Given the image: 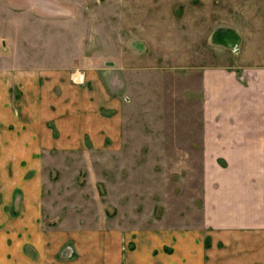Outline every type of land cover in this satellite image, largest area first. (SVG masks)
<instances>
[{
    "label": "crops",
    "instance_id": "obj_1",
    "mask_svg": "<svg viewBox=\"0 0 264 264\" xmlns=\"http://www.w3.org/2000/svg\"><path fill=\"white\" fill-rule=\"evenodd\" d=\"M223 3L118 0L102 18L86 12V30L71 29L69 44L29 41L21 61L0 64V264H129L118 239L115 258L110 250L103 255L99 239H83L91 249L84 258L80 239L66 244L41 230L43 153L83 148L79 133L101 148L117 132L121 103L105 89L115 85L112 61L122 69V113L130 84L143 76L199 75L200 226L172 232L139 264H264V61L243 60L237 27L217 23ZM77 69L81 84L70 79ZM158 247L161 259L153 254ZM62 250L68 253L60 258Z\"/></svg>",
    "mask_w": 264,
    "mask_h": 264
},
{
    "label": "rangeland",
    "instance_id": "obj_2",
    "mask_svg": "<svg viewBox=\"0 0 264 264\" xmlns=\"http://www.w3.org/2000/svg\"><path fill=\"white\" fill-rule=\"evenodd\" d=\"M226 1L219 6L224 19L217 23L237 27L243 60L264 61V0H229L233 6L230 13ZM106 2L0 0V64L21 61L26 54L24 44L29 45V41L46 47L58 46L61 41L69 44L71 29L75 34L86 30V12L102 18L105 7L113 5L108 12L117 10L118 0ZM118 62L110 65L115 85L105 84L121 103L117 132L106 137L101 148L90 147L86 135L79 133L83 148H52L43 153L41 230L48 239H69L66 244L80 239L84 258L91 249L83 239H99L100 248L106 245L103 255L110 250L113 258L114 239H118L120 257L123 249L129 264H139L150 246L173 240L172 232L200 226V84L199 75L188 70L143 76L130 84L132 91L122 113V76L120 79L117 73L122 69L118 70ZM78 73L82 81L74 82L72 78ZM70 79L81 84L83 71H73ZM165 249L171 251L170 247ZM159 250L155 248L153 254ZM66 251L58 256L65 257ZM158 255L161 259L166 254Z\"/></svg>",
    "mask_w": 264,
    "mask_h": 264
},
{
    "label": "built area",
    "instance_id": "obj_3",
    "mask_svg": "<svg viewBox=\"0 0 264 264\" xmlns=\"http://www.w3.org/2000/svg\"><path fill=\"white\" fill-rule=\"evenodd\" d=\"M72 80L74 82H76V81L81 82L82 81V74H79V73L78 74H74Z\"/></svg>",
    "mask_w": 264,
    "mask_h": 264
},
{
    "label": "trees",
    "instance_id": "obj_4",
    "mask_svg": "<svg viewBox=\"0 0 264 264\" xmlns=\"http://www.w3.org/2000/svg\"><path fill=\"white\" fill-rule=\"evenodd\" d=\"M209 245V240L206 238L205 239V246H208Z\"/></svg>",
    "mask_w": 264,
    "mask_h": 264
}]
</instances>
